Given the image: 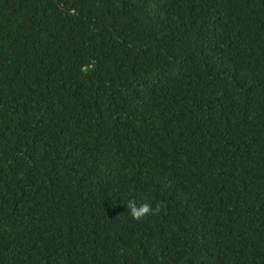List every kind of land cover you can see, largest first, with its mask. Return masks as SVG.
<instances>
[{"label":"trees","instance_id":"trees-1","mask_svg":"<svg viewBox=\"0 0 264 264\" xmlns=\"http://www.w3.org/2000/svg\"><path fill=\"white\" fill-rule=\"evenodd\" d=\"M0 264H264V0H0Z\"/></svg>","mask_w":264,"mask_h":264},{"label":"clouds","instance_id":"clouds-1","mask_svg":"<svg viewBox=\"0 0 264 264\" xmlns=\"http://www.w3.org/2000/svg\"><path fill=\"white\" fill-rule=\"evenodd\" d=\"M82 70L86 71L87 69L85 68ZM125 205L129 215L133 218V220L138 222L150 215H158L163 207L160 202H157L155 208H153L149 203L137 204L135 200H129Z\"/></svg>","mask_w":264,"mask_h":264}]
</instances>
